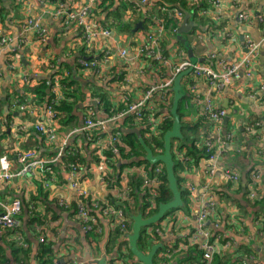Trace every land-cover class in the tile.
Returning a JSON list of instances; mask_svg holds the SVG:
<instances>
[{
  "label": "crops",
  "instance_id": "crops-1",
  "mask_svg": "<svg viewBox=\"0 0 264 264\" xmlns=\"http://www.w3.org/2000/svg\"><path fill=\"white\" fill-rule=\"evenodd\" d=\"M69 1L71 8L78 7L84 2ZM137 1L132 0L130 3H136L139 6L138 11L146 17L143 5ZM216 1L218 5L206 16L198 14L197 11L195 18L190 16L188 23H194L196 26L183 35L185 43L177 39L178 33L174 36L165 35L163 42L167 59L189 60L187 52L189 48L191 61L208 63L217 71H221V63H236L242 60L246 54L247 41L260 43L259 51L247 68H242L235 78L223 83L219 90L203 78H194L191 72L183 78V82L186 83L182 93L191 100V105H185L183 108V124L186 127L197 125L199 116L203 113L202 105L193 99L194 94L201 99H208L216 108L226 111L228 121L226 125L224 120L222 121L217 139L222 140L226 133L232 132L234 140L226 145V152L216 163L212 174L206 173L203 159L195 165L190 163L180 174L183 179L182 187L188 192L187 207L173 211L163 219L159 224L162 234L160 242L150 244L143 250L148 252L152 245L162 243L163 251L158 253L159 249L156 252V264H178V261L188 255L195 256L188 245V240L193 234L196 213L207 206L208 194H211L216 202L215 210L209 211L210 220L207 225L212 233L221 236L218 243V258L225 257L230 264H264V231L258 232V221L255 219L256 213H264V200L254 207L246 199L249 190L247 170L264 164V0ZM120 3L121 0L97 1L100 10L98 12L94 10L92 22L96 28L103 26L108 29L110 35L108 37L99 35L85 41L81 30L74 23L53 15L56 5L49 3L48 0H0V157L6 156L12 169L18 167L15 157L17 150H32L36 153V158L42 160L51 159L50 152L55 153L57 150L54 146L51 149L46 141L41 143L42 136L34 127V124L48 123L45 109L48 95L51 94L50 89L48 88L49 93L42 105L36 104L32 93L26 90L29 86H35L39 80L47 81L49 84L57 69L52 61L56 66L61 63L68 65L78 82L79 92L72 110V113L79 117L78 122L87 109H92L98 120L108 118L104 109L96 102L97 89L107 92V99L109 98L112 103L122 100L125 96H130L131 101H136L156 82L155 70L137 57L139 46L147 41V34L150 33L149 24H145L138 13L128 9L121 19L123 22L133 24L129 34L109 26L114 24L115 20L109 13L116 11ZM184 13L182 11L183 16L177 22L178 31ZM171 17L173 18V14ZM27 19L38 20L39 26L37 30L28 34V43L23 45L21 36L23 23ZM202 20L203 24L200 23ZM138 22H142L143 29L134 32L133 28ZM120 50L126 51L124 59L119 57ZM81 52L103 66L105 72L109 74L105 81L97 80L79 66L83 57ZM212 54L214 58H209ZM167 68V66L162 68L163 72L168 73ZM120 69L124 70L125 84L118 85L111 80L114 78L112 73ZM62 71L68 73L66 69ZM187 84L188 87L192 86V90L187 88ZM19 96L25 97L24 106H21L23 103L20 104ZM245 124L252 125L249 128L250 136L240 134ZM114 127L113 124H109L107 133ZM64 133L62 132V135L57 133L62 140L66 139ZM196 133L199 135L200 130L197 129ZM78 136L83 140L85 138L84 135ZM72 138L66 140L65 147ZM243 152L250 156L247 165ZM225 165H231L238 170L241 177L240 191L237 185H231L225 180L222 172ZM150 169L149 166L148 170ZM107 171L105 165L93 166L85 179L75 180L77 187H73L66 171L56 169L51 176H46L47 172L41 173L36 167L32 172L14 177L1 186L2 203L9 204L15 199L21 203L25 199V202L32 195L35 196L40 189L47 195L48 201L51 203L55 201L58 205L56 208L51 204L49 210L45 206V201L34 203L37 223L30 226L29 214L21 209L17 220L21 228L19 233L23 243L22 249L16 246L15 250L11 248V244L17 241L12 232L0 231L1 264H40V249L46 245L51 250L49 254L51 264L69 262L94 264L102 257H105L106 264H124L126 260L127 263H137L132 257L120 259L124 247L121 243L124 239L120 234H115L116 224L112 223L113 220L95 211L102 227V234L94 241L79 224L76 210L71 208L78 203L79 182L80 186L86 189L88 198L106 201L110 197L117 198L128 176L139 177L145 174L142 168L125 169L123 173L125 180L121 182V187H115L103 178ZM255 192L262 198L263 184L257 185ZM214 222L218 224L216 230L212 228ZM40 238L44 241L40 242ZM247 246L253 252L249 256L245 255L242 249ZM118 247L122 248L120 253L117 251ZM13 251L16 259L13 258ZM161 256L168 257V261L163 262ZM219 261L220 259L217 263Z\"/></svg>",
  "mask_w": 264,
  "mask_h": 264
},
{
  "label": "built area",
  "instance_id": "built-area-1",
  "mask_svg": "<svg viewBox=\"0 0 264 264\" xmlns=\"http://www.w3.org/2000/svg\"><path fill=\"white\" fill-rule=\"evenodd\" d=\"M98 0H84V2L71 10H68L59 4L56 7L53 15L56 18H63V20L72 22L74 25L79 28L83 34V39L85 41H89L90 38H96L99 35H103L108 37L110 35V31L108 29L99 26L96 28V25L92 22V14L97 7ZM138 4L143 5L144 12L147 17L151 19V22L154 24L149 25L150 33L147 34V41L143 42L137 51V57L141 58L144 56L146 58L152 57L156 60V63L153 65L152 63H148L150 68L155 70V74L157 76L156 82L148 87L143 95L136 101L131 102L125 110H121L109 116L105 120H98L95 117V114L92 109L87 111L86 119L83 123L72 130L68 131L65 136L66 139L62 140L58 137L56 128H55V111L54 107L59 104V102L63 99V91L60 84V75L57 77L49 88L52 94L51 100L47 102L45 114L48 123L46 125L43 124H34L36 132L40 135L44 136L47 139V142L51 145H54L57 148V153L51 159H37L36 153L32 150H17L15 152L16 162L18 164L17 168L12 169L10 161L6 156L0 157V187L9 182L12 178L23 176L26 173L32 172L36 167H38L42 173V171L47 172L48 166L56 163L62 156L64 152L65 142L68 138L73 137L74 135H84L89 136L91 133L97 131L99 134L107 133V126L109 124H113L114 129H119L121 121L129 116L134 117V121L138 122L142 117V110L146 109V107L151 109H157L159 112L156 113L153 118L149 119V125L151 134H158L160 132V125L163 124L164 121L168 120L170 117V106L173 98V82L176 76L188 69L191 70V73L194 78H203L208 81L209 84L215 86L216 89H221L223 87V83H228L231 79L235 78L238 72L242 68H247L249 63L254 60L259 51L260 43L246 42V54L242 58V60L236 63H221V71H217L215 68L210 66L208 63L203 62H193L184 58H177L175 61H169L166 55H163L162 52V43L164 41L165 35H176L178 33V21H180L183 16L181 10L176 9H168L166 7H162L160 12L158 8H155L150 0H138ZM190 3H195V5L204 4L202 8H197L196 11L198 14L206 16L209 11L216 7V0H189ZM173 14V20L175 23V27L168 30L164 25V19L159 17V14H167L171 17ZM244 18L246 15L243 16ZM23 35L21 36V43L26 45L28 43V34L33 30H37L39 23L38 20L35 19H27L23 23ZM126 55L125 50L119 51L120 59H124ZM209 58H214V55H210ZM147 62V61H145ZM79 65L85 71H88L94 78L97 80L105 81V79L109 76L103 68V66L96 61L95 59L85 60L81 59ZM167 66L168 73L163 72L162 68ZM67 75V73H63ZM119 74V73H118ZM189 90H192V86L188 87ZM193 93V91H191ZM158 96L156 100L155 97ZM124 99V98H123ZM123 99L121 101H123ZM195 102L202 105V115L206 117V119L213 125L212 131L208 132L206 130H201L202 133L206 134L208 138H205L201 144L205 148V153L207 157L203 160L205 161V171L207 174H212L214 172L216 163L222 159V153L225 152V147L230 142L234 140V133L228 132L225 134V137L222 140L217 139L218 131L220 129V125L224 118L226 117V111L223 109L216 108L208 99H201L198 96H194ZM98 103V101H96ZM118 103V102H116ZM23 103L21 106H24ZM23 108V107H22ZM120 133L115 132L113 134L109 133L107 139L105 140V146L111 149L114 153L117 154L116 144L119 141ZM176 156L181 159V162H187L189 159L183 157V152L178 153L176 148L174 149ZM70 170L66 171L68 174V179L73 187H77V183L75 180H78L80 174L76 171V168L73 165H69ZM162 165H157L154 169L153 176L146 177L143 176L144 185L149 187H155L159 183V175L162 174ZM223 176L228 183L237 185L240 181V175L237 170L232 167L225 165L222 169ZM44 173V172H43ZM250 184L248 190V197L250 200L256 199L258 197L255 192V188L257 185H261L264 180V164L260 167H254L250 176ZM125 180V179H123ZM122 180V181H123ZM47 184L45 183V186ZM78 195V203L76 208V217L79 221V224L84 229V231L95 232L97 234H102V227L97 223L95 217L91 214L95 211L100 212L103 216L109 217L110 220H113L112 223H115L119 230L122 232V236L125 235L126 227L128 224V220L125 217V214L121 208L117 205H111L106 201L102 202L100 205V200L92 199L94 203L92 204V208L89 210L85 207L84 200L88 198V193L85 188L80 186L77 191ZM117 198H120L122 201H130L131 196L129 194V187L126 186V183L120 189V192L117 195ZM207 206L199 210L194 219V229L193 234L188 240V245L198 246L200 251L202 252L201 261L202 264H211L217 255L218 252V243L220 242V235L214 234L211 232V229L208 227L209 222V211L215 210V200L211 194L207 195L206 198ZM151 207L155 206L153 201H149ZM29 207L33 211L34 204L29 202ZM21 212V201L18 199L13 200L11 203L6 204L0 202V230L6 229L12 231L15 235V240L22 245L21 235L16 230L19 227V221L17 220V216ZM217 222H214L212 225L213 229H217ZM155 233L161 237V230L158 227L155 229ZM40 242H43L44 239L40 238ZM67 264H85L81 262H69Z\"/></svg>",
  "mask_w": 264,
  "mask_h": 264
},
{
  "label": "trees",
  "instance_id": "trees-1",
  "mask_svg": "<svg viewBox=\"0 0 264 264\" xmlns=\"http://www.w3.org/2000/svg\"><path fill=\"white\" fill-rule=\"evenodd\" d=\"M132 0H121L119 8L112 12L109 13L110 16L115 18L113 20L114 24H111L109 26H112L116 28L117 31L119 32H124L129 34L132 29L131 23H126L123 22L121 19L122 16H125L127 13L126 11L131 10L133 13H138L139 16L143 19L145 24L152 25L154 24L151 22V19L146 17H143V14L140 13L139 6H137L136 3H130ZM151 3L155 8H158L159 12L162 7H166L168 9H176V10H181L183 12H187L195 18V11L197 8H202L204 4H199L195 5V3H190L189 0H158L155 2V0H150ZM49 3L56 5V7L59 6V4H62V6L68 10H71V2L69 0H48ZM100 10V6H97V9H95L96 12ZM141 14V15H140ZM164 19V25L168 30L171 28L175 27V22L172 17L168 16L167 14H159V17ZM201 24L204 23V20L200 21ZM146 26V25H145ZM103 27V26H102ZM107 27V26H106ZM104 28V27H103ZM108 28V27H107ZM162 52L163 55L167 54V51L165 50L164 47V42L162 43ZM82 49L85 50V47L82 46ZM83 54V52H81ZM82 59L85 60H91L93 58H88L85 54H83ZM141 59L144 61H147L146 63H152L153 65L156 63V60H154L152 57H144L141 56ZM53 65L56 69L54 75L52 76L49 84L47 81H37V84L33 87H27V92L32 93L33 95V100H35V103L38 105H42L44 102L45 98H47V93L46 90L52 86L54 83L55 79L62 75L60 77V84L62 87L63 91V99L59 102L57 106L54 107L55 111V126L57 133L59 135H62V132H65L66 134L68 131L72 130L73 128L79 127L83 121L86 119V114L89 109L85 110L84 115H82L80 119V124L78 122V116H75L72 113L73 108L75 107V100L77 97V93L79 92L77 85L78 82L75 79V76L72 74V69L66 65L65 63H61L59 66H56L55 62H53ZM51 65V64H50ZM49 65V67H50ZM80 66V65H79ZM78 67V66H77ZM62 69H66L68 71L67 75L63 74ZM123 69H120L118 72L112 73L114 78H112L111 82H116L118 85L120 84H125V73L123 72ZM119 73V74H118ZM184 79H182L181 82V92L184 91V85L186 83L183 82ZM98 91L95 92V97L96 100L98 101V106L104 109L105 113L107 116H112L118 111L125 110L128 105L133 102L131 101L130 96H125L123 101L119 100L118 103H112L109 98L107 99V95L105 91H101L100 89H97ZM196 96V95H195ZM20 97V96H19ZM52 94L48 95V100L49 102L51 100ZM155 99H158V96L155 97ZM193 99H194V94H193ZM25 97L22 96L20 97V104L24 103ZM185 105H191V100L190 97H184L179 100L178 102V108H177V113L180 116V121H181V133H182V139L181 140H174L171 143V155L174 163V175L176 178V183L178 190L181 195V199L183 201L184 206L182 208H178L176 210L183 209L184 207H187V197H188V192L186 189L182 187V181L183 179L181 178V173L182 171H185L190 163H194V165L200 160V159H205L207 157L205 153V148L202 146L201 142L205 139L208 138V136L204 133L201 132V130H206L208 132L212 131L213 125L204 117L202 114L199 116L198 123L197 125L191 126V127H186L183 124V114H184V106ZM171 108V105H169ZM159 111L157 109H151L146 107V109L142 110V117L141 120L138 122L134 121L133 116H129L124 118L121 121L120 128L119 129H113L110 133L113 134L115 132L120 133V138L119 141L116 144V149H117V154L114 153L111 149L107 148L105 146V140L107 139L109 133H104V134H99V132L95 131L91 133L89 136H85L84 140L82 139L81 136L74 135L71 142L64 147V152L63 156L54 164H51L48 166V171L46 176H51L52 172H55L57 169L60 171V169L64 171H69V165H73L76 168V171L80 174L81 178L79 180H83L87 177L88 173H90L91 168L94 166H102L105 165L107 167V172L106 175L103 177L105 181H107L111 186H120L121 187V182L123 178L125 177L123 175L125 169H130L131 167H137V168H142L144 169V175L146 177H151L153 176L154 169L156 168L157 164L153 166L150 171L148 170L149 165L148 163L143 160V157L145 155L144 150L141 146V144L138 142L137 136L134 134H124L121 133L120 129L121 128H137L139 129L141 136L143 138V141L147 147L150 148L153 154H159L163 152V135L164 133L171 128L172 125V117L170 115L169 119L164 121L162 125H160L159 129L160 132L158 134L152 135L150 132V125H149V119L153 118V116L156 115ZM155 114V115H154ZM254 122V121H253ZM252 125L245 124L241 128V135H246L250 136V131L249 128ZM200 130V134L198 135L197 132ZM185 130H187V133H185ZM192 133V134H190ZM63 134V135H64ZM201 135V136H200ZM42 136V135H41ZM39 137V136H38ZM44 139H43V138ZM40 137L41 143L47 142V139L42 136ZM51 149H53L54 145H51ZM176 148L177 152H183V157L188 158L189 160L187 162L182 161L181 159L176 156L174 149ZM226 152V151H225ZM56 152H50L49 156H54ZM225 153H222V157L224 156ZM245 156V165H247L250 156L246 153L243 152ZM232 167L231 165H228ZM163 167V166H162ZM233 169L237 170L236 168L232 167ZM252 168L247 170L246 172V177L248 178L247 182L250 184V179L249 176L252 172ZM238 171V170H237ZM143 175V176H144ZM143 176H128L127 181H126V186L129 187V194L131 196L130 201H122L120 198H108L106 202H108L111 205H117L119 208H121L125 214V217L129 221L127 224V229L125 232V235L122 236V232L119 230V227L116 225L115 228V234H120L124 242L121 243L124 247L122 253L120 254V259L126 260L125 257L127 258H134L131 253L128 250V243H127V234L130 233L131 231V216L134 214L140 212L143 217H149L152 214H154L157 211L158 204L160 203H167L168 201L171 200L172 195L171 192L169 191L167 187V181H166V175L164 171V167L162 168V174L159 175V183L155 187H149L144 185L143 182ZM230 184V183H229ZM263 186H264V180L262 181ZM233 185V184H231ZM240 186H241V177L240 181L237 184V189L240 191ZM47 195L42 192L40 189L38 193L35 196H31L28 200L24 202V200L21 203V209L23 208L26 210V212L29 214V226L32 224L37 223L36 218H35V212L34 210L32 211L29 207V202L38 203L45 201V206L47 209L50 210L51 204H53L56 208L58 207L57 202L48 201L46 199ZM111 199V200H110ZM246 199L247 202L250 203L251 206H257L260 204L261 200H264V196L262 198L257 197L256 199L250 200L248 197V192L246 193ZM149 201H153L155 203V206L152 208ZM85 202V207L87 209L92 208V204L94 201L91 200V198H86L84 200ZM102 202H99L100 205H102ZM71 208H74L76 210L77 208V203L72 205ZM176 210H170L169 212L166 213L164 219L170 215L171 212L176 211ZM91 214L95 217L97 223L100 225L98 217L96 216L95 212ZM255 219L258 221V232L264 231V213H259L255 214ZM210 217V216H209ZM162 221V220H161ZM160 221V222H161ZM154 224L151 226H148L146 228H142L140 232V237L138 240V247L140 250H145L146 248L149 247L150 244H153L155 242H160V237L155 233V229L159 227V224ZM39 223V221H38ZM101 226V225H100ZM20 226L16 229L18 232H20ZM6 229H1L0 231H4ZM9 233L12 231H8ZM87 235L90 237L91 240H98L99 235L95 232H87ZM13 243V242H12ZM18 243L17 241H14L13 244H11V248L14 249V247L21 248L22 245L17 246ZM19 244V243H18ZM122 248L119 249L117 248V251L119 250V253L121 252ZM192 248L191 250L194 251L195 256L188 255L184 257L181 261H178V264H202L201 257H202V252L198 248V246H193L190 247ZM22 249V248H21ZM243 251H245V255H250L252 252V249L247 247L242 248ZM15 250V249H14ZM24 250V249H23ZM163 250L160 249L158 251L162 252ZM51 250L48 245L46 246H41L40 249V254H39V260L40 264H51L52 261L49 258ZM13 258L16 259V254L13 251ZM48 255V256H47ZM157 253L153 257V263H157ZM162 261H168V257L166 256H161ZM124 258V259H123ZM218 255L215 256L213 262L211 264H230L229 261L225 260V257H219ZM159 259V258H158ZM217 259V260H216ZM220 259V261L217 263V261ZM1 264V262H0ZM113 264V263H112ZM124 264H138V263H127V260L124 262Z\"/></svg>",
  "mask_w": 264,
  "mask_h": 264
},
{
  "label": "water",
  "instance_id": "water-1",
  "mask_svg": "<svg viewBox=\"0 0 264 264\" xmlns=\"http://www.w3.org/2000/svg\"><path fill=\"white\" fill-rule=\"evenodd\" d=\"M190 19V15L188 13H184V17L182 19V23L180 24L178 37L177 39L181 43H185V38L183 37L184 34H187L192 27H195L196 24L188 23ZM138 29H143L142 22H138L133 31L136 32ZM189 60H191V50L187 49ZM191 70L188 69L179 73L173 82L172 92L173 98L170 108V115L172 117V125L169 130H167L163 135V152L159 154H153L149 147H147L143 141L141 133L137 128H121V133L124 134H134L137 136L138 142L141 144L144 150V157L145 160L150 168L157 164H161L164 167L167 187L171 192L172 198L167 203H160L158 204L157 211L149 217H143L140 212L131 216V231L127 234V243H128V250L131 255L135 258L138 264H154L153 257L155 256L156 252L162 248V243L154 244L150 247L148 252H144L139 249L138 247V240L140 237V232L142 228H146L148 226L158 224L161 220L164 219L167 212L170 210H176L178 208L183 207V201L181 199L180 192L177 187L176 178L174 175V163L171 155V143L174 140H181L182 133H181V121L180 116L177 113L178 102L182 98L183 93L181 92V81L184 76L190 74ZM46 93H49V89L46 90ZM228 121V117L224 118V124L226 125ZM94 264H106L105 257H102L100 260L94 262Z\"/></svg>",
  "mask_w": 264,
  "mask_h": 264
},
{
  "label": "rangeland",
  "instance_id": "rangeland-1",
  "mask_svg": "<svg viewBox=\"0 0 264 264\" xmlns=\"http://www.w3.org/2000/svg\"><path fill=\"white\" fill-rule=\"evenodd\" d=\"M138 16H139V14H138ZM189 39H190V38H189ZM189 39H188V40H189ZM187 88H188V84H187Z\"/></svg>",
  "mask_w": 264,
  "mask_h": 264
}]
</instances>
